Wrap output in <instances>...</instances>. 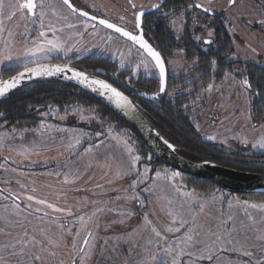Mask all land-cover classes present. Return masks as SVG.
<instances>
[{"label": "rangeland", "instance_id": "obj_1", "mask_svg": "<svg viewBox=\"0 0 264 264\" xmlns=\"http://www.w3.org/2000/svg\"><path fill=\"white\" fill-rule=\"evenodd\" d=\"M154 2L157 0H136L137 4L144 5ZM46 3L56 9L57 17L67 16V23L76 25V28L69 29L65 26V22L61 21L56 24V27L63 28V32L58 31L55 34L62 41H66V48H71L73 45L75 47L67 53L64 51L38 53L36 57L28 59L27 66L44 61L67 63L89 54H101L115 61L118 64V70L124 72L129 70L128 78L139 75L148 76L143 71L133 75L131 63L126 64L123 68L120 67L121 53L127 60L131 61L132 59L127 52V49L132 45L127 43L125 38L114 34V31L106 29L102 25H97L95 31L89 28L83 36H78L76 35L78 31H84L80 23L82 17L71 15L66 6L62 5V0H46ZM73 3L80 9L99 17L109 18L115 23H120L117 17L126 15L125 10L129 9L128 0H73ZM214 3L215 15L218 14L217 16L222 17L233 41V47L226 57L227 60L255 63L264 67V29L255 22L259 18V13L264 12V0H239L238 6L233 9L228 8L227 0H214ZM184 11L174 17L180 16ZM189 12L188 16V13L185 15V19L189 22V28L186 30L203 39L207 38L198 27L193 33L191 20L198 10L193 9ZM57 17H53L50 13L46 17L45 23L47 24L48 20L55 23ZM127 18L128 27L131 29L132 17L128 14ZM4 25L6 29L12 31L13 36L10 38L7 31L0 35V57L4 54L5 42L14 44L12 48L14 57L23 51L25 37L20 33L24 32L25 26L30 33L29 39L34 38L40 30L39 23L34 24L31 19L22 21L17 18L11 22L5 20ZM233 25L234 30L229 31L228 29ZM183 33L175 35L180 36ZM109 35H112L110 41L107 39ZM146 36L151 40L148 34ZM51 37L52 34L49 33V38ZM197 43L202 44L201 42ZM248 45H251V48L256 51L255 53L247 52L251 58L245 60ZM203 48L208 49L209 46L203 45ZM178 51L182 53L181 56L169 57L170 60L177 62L168 64L170 73L173 76L187 74L189 80L195 79L198 75L194 72L197 63H193L194 59H187L184 56V50ZM24 67L23 58L20 61H6L4 65H0V79L7 77L5 75L9 73H16ZM237 68L241 69V65H235L233 69L225 71H233ZM243 74L246 75L247 72H243ZM235 80L239 81L240 77L236 75ZM201 82L203 83V80ZM207 83H213L211 91H206L207 84L199 87L191 86L188 89L191 92L194 90L189 104L193 107L192 123L200 137L215 145L220 152H239L247 155L264 151V148L254 146L256 140L264 135V109L260 115L253 114V104L257 98L247 96L242 86L231 80L225 81L223 78L222 81H216L213 77ZM178 89L175 87L169 89L168 96L176 95L179 92ZM77 106L83 109L86 119H81L80 113L73 111ZM44 113L51 114L43 115ZM41 114L43 116L41 123L51 126L42 132L31 131L38 128L41 123L35 128L28 129L29 131L15 129L16 131L13 132V129H0V135L8 133L5 143L0 145V184L17 194L23 191L25 194H34L39 198L46 199L59 207H71L74 215L68 218H65L64 214L45 209L54 219V223L51 224V232L54 237L60 231L56 227L57 224L79 226V222L75 220V214H84L93 207L91 203L87 202L101 201L108 207H116L117 211L105 212L100 217L98 228L95 219L89 224V228L95 232V254L86 259L83 264H141L142 261H146L147 264H172L174 256L165 254L163 249L174 247L176 253H179L180 240L183 239L185 230L192 225L193 215H195L200 233L195 239L204 242L198 244L200 251L203 250L205 244L211 243L209 240L211 232H217L225 237L230 233L231 242L218 243L214 246L212 261L198 259V251L185 248V254L175 255L177 264H261L264 261V241L259 239L264 234V209L252 207L253 204L264 203V196H242L218 188L211 189L203 184L197 186L185 174L171 167L155 165L151 159H147L151 155L145 152L134 132L115 122V119L103 116L96 106L85 107L77 103V105L62 110L60 106L54 105L49 106ZM65 115L66 119H60ZM110 127H114L115 132L102 137L109 148L106 150L102 146L93 154L82 158L81 154L84 149L89 144L98 142L95 133L106 132ZM125 132L129 134V143L135 153L142 158L136 167L141 173L145 166L151 170L147 173V181L137 184L135 187V192L145 202L143 207L135 200L126 199L132 194V189L129 186L138 177L135 174L118 175V173H128L127 161L129 158L126 151L122 150L121 146L111 139V136ZM79 133H85L87 136L82 138L78 150L69 154L66 143L73 140L74 136ZM212 136L216 138L210 139ZM245 139L247 143L244 142ZM25 150H30L27 156L21 154ZM105 156L108 158L107 162ZM12 169H16V171H12ZM78 170L80 178L76 180ZM165 170L169 173L178 172L180 175L175 178L174 182L164 177H156L157 171L163 173ZM56 173H60V175H56ZM65 174L68 175V183L64 182ZM17 180H19V184H17ZM20 185H25L26 188L22 190ZM97 185L102 188H98ZM143 188H151L153 191L145 193L142 191ZM32 189H35L34 193L31 191ZM177 189L180 191L178 192ZM192 190H195L196 194L194 200L182 196V192ZM3 194L8 196L4 192ZM116 196H120L122 199L116 200ZM168 200L172 201L171 205L168 204ZM246 201L247 203H245ZM189 202L192 214L184 213L187 223L181 227L179 220L173 222L171 217L166 214L165 209L178 208L181 204L187 208ZM11 203V199L0 198V205H10ZM85 203H87V208L83 207ZM200 204H205L203 212H200ZM34 207H36L35 204ZM121 212H131L133 215L122 216ZM145 214L168 237L167 242L161 240L157 246L154 234L145 226ZM121 219L123 223L119 222ZM113 221L116 222L113 223ZM168 227L180 228V231L168 232ZM70 239L71 237L65 236L66 241ZM104 240H108L106 246ZM149 240H152L153 243L148 244ZM244 250L251 251L253 255L245 256ZM70 251V248L64 247L57 249V255L46 259V264H61V257L67 264L68 260L74 258L69 255ZM188 252H192L193 255L189 256ZM152 257H155V260Z\"/></svg>", "mask_w": 264, "mask_h": 264}, {"label": "snow or ice", "instance_id": "obj_2", "mask_svg": "<svg viewBox=\"0 0 264 264\" xmlns=\"http://www.w3.org/2000/svg\"><path fill=\"white\" fill-rule=\"evenodd\" d=\"M168 0H157V2L149 3L147 5L137 4L136 0H128L129 9L125 10L126 15H120L117 19L120 23H115L109 18L98 17L97 15L90 14L89 11L78 8L73 0H62V5L66 6L70 14L73 16L82 17L80 23L84 29L83 32L78 31L76 35L83 36L89 28L95 31L96 24L90 21H96L99 25L104 26L106 29H111L114 34H118L120 37L125 38L126 42L131 44L132 47L127 49L128 56L132 57L131 61L127 60L125 55L121 53L120 55V67H125L126 64L131 63L133 67L131 71L133 75L139 74L143 71L148 76L158 80L159 88L156 93L153 94V99L160 97L161 94L166 93L167 89V77H168V64L177 63L174 60H170L167 55L164 54L163 50L158 49L150 42V38H146L144 31V18L150 12H156L166 23L167 30L173 32L174 38L179 39L176 33H183L189 28V22L185 19L187 12L195 9L198 10L197 14L192 17L191 20V30L195 31L198 27L202 33L206 35V39L201 36L193 35V39L197 42H201L205 47L211 46L214 43V37L216 33V28L213 27L215 24V3L214 0H193L192 3L188 4L185 11L180 14V16L174 17L173 13L176 11L175 7L166 10ZM239 4V0H227V5L229 9L236 8ZM95 6V5H93ZM53 17H57L56 9L46 3V0H0V35L7 31L8 36L11 38L13 33L10 29H6L4 21H14L17 18L22 21H27L29 19L32 22L39 23L38 34L29 39V30L25 26V30L20 35L24 36L23 51L17 55H12V48L14 44L5 42L4 44V54L0 57V65H4L6 61H20L21 58L24 60L25 70L22 72H17L16 75L11 76L9 79H0V97H5L10 91L17 89L23 81L31 80L33 75L35 76H54V75H64L68 80H75L79 85L96 93L98 96L106 99L107 101L115 104V106L124 112L134 111L136 105L132 100L129 99L123 91L118 90L112 82L105 79L97 78V76L89 74L85 71L77 70L72 68L70 65H60L56 64L54 66L48 65H38L37 67H27L28 59L31 57H36L38 53H50L53 51H72L75 47L66 48V41H62L61 38L55 35L58 31L63 32V28H57L56 24L61 21L65 22V26L69 29L76 28L75 24L67 23V16H59L56 18L54 23L52 20H48L45 23L46 17L49 14ZM130 14L131 29L128 27L129 21L127 15ZM252 23V21H249ZM262 29H264V12L259 13V18L255 20ZM229 31L234 30V25L228 29ZM49 33L52 37L49 38ZM71 39V37H69ZM107 39L112 40V35H109ZM78 51V49H77ZM255 49L248 45L246 50L245 60L250 59L247 52L255 53ZM175 54H182L177 51ZM233 55H236L233 53ZM198 59H194L193 63H198ZM34 62V61H33ZM210 63L215 66L217 61L212 59ZM103 71V70H98ZM243 69L237 68L233 71H225L223 78L225 81H234L236 84L242 86L245 94L249 97L255 96L258 98H264V94L260 92L259 89H254L252 83L247 76L243 79L236 81L235 76H243ZM132 77H129V84ZM213 83L208 84L206 91H211L213 88ZM264 87V85H262ZM147 95V93H144ZM187 108V105H183ZM67 113V109L65 110ZM74 112L80 113L81 119H86L83 115V109L78 106L73 109ZM51 113H44L43 115H50ZM60 119H66L65 116H61ZM250 119V116H249ZM51 126L45 125L43 123L36 129H32L33 132H42L46 128ZM197 127H199L197 125ZM58 131H66L65 129H57ZM13 132L16 130L13 129ZM24 131H29L25 129ZM115 132L114 127H110L106 132H96L95 136L97 138V143L89 144L84 152L81 154L82 158L93 154L96 150L100 149L102 146L104 149H108L109 145L105 144L102 137L108 136L110 133ZM87 136L85 133H79L74 136L73 140L66 143V149L69 154H73L75 150H78V146H81V140L83 137ZM8 138V133L0 135V145H3ZM215 136L210 137V139H215ZM111 139L119 144L122 150L126 151L128 156V173H118L120 174H135L138 179L133 181L129 186L132 189V194L127 196L128 200L137 201L142 207L144 206V200L135 192V187L137 184L145 183L148 179L147 173L151 171L147 166L144 167L143 173L136 167L142 160L141 156L135 153L134 148L129 143L128 133H116V135L111 136ZM247 143V140H244ZM167 143V142H165ZM254 146H259L264 148V135L260 136L256 140ZM30 150H25L23 155L27 156ZM107 156H105V161L107 162ZM151 159V157H147ZM207 163V162H205ZM107 166V164H106ZM16 171V169H12ZM51 175V173H49ZM60 175V173H56ZM157 178L164 177L171 181H175V178L180 175L178 172L169 173L165 170L163 173L157 171L155 173ZM80 178L79 170L75 177L76 180ZM64 182L68 183V175L65 174ZM74 182V181H73ZM17 180V184H19ZM21 189H25V185H20ZM98 188L102 186L97 185ZM33 193L35 189L31 190ZM127 192L128 190H124ZM143 192L151 193L153 189L143 188ZM179 192L180 189H177ZM195 190L184 191L182 196L185 198L195 199ZM0 198L3 200H12L10 205H0V264H46V259L55 257L57 255V249L59 248H70V256L74 257L67 261V264H83V262L95 254L94 240L95 232L89 228V224L95 219L96 227H99V219L105 212H115L116 207H108L106 203L101 201H91L93 207L86 211L84 214H75V220L79 222V226L76 224L65 225L63 223L57 224L56 227L60 230L59 234L54 237L51 232V224L54 223L53 217L50 216L49 211L54 213L64 214L65 218L73 217L74 213L71 207H59L55 203H51L46 199L39 198L34 194H25L23 191L19 194L13 193L11 196H5L3 191L0 190ZM116 200H121L120 196L115 197ZM26 201V203H25ZM87 203L83 204V207L87 208ZM247 203V201L245 202ZM34 204L36 207H34ZM168 204L171 205L172 201L168 200ZM23 205V206H22ZM253 208L264 209V203L253 204ZM200 212L205 209V204L199 205ZM166 214L171 217L173 222L179 220L181 227H183L187 221L184 219V213L192 214L191 203L189 202L188 207L185 208L184 204H181L178 208H166ZM122 216H131L133 213L121 212ZM47 218V219H46ZM146 228L154 234L157 246L161 240L167 242L168 237L164 234L162 230L157 228L151 220L148 219V215L145 214L144 217ZM192 225H190L183 234V239L180 240V251L176 253L174 247L164 248L163 251L167 255H173L172 264H177L175 255H183L185 248H192L199 252L198 259H206L212 261L214 259L213 251L214 246L218 243H230V233L227 237L219 235L217 232H211L209 240L211 243L205 244L203 250L200 251L198 244L204 243L203 241H197L196 236H199V226L196 224L195 215L192 217ZM116 221H113L115 223ZM123 223L121 219L119 221ZM226 223V222H224ZM168 232L176 231L179 232L180 228L173 229L172 227L167 228ZM71 237L70 240H65V236ZM119 239V238H117ZM259 239L264 241V234H262ZM153 241L149 240L148 244H152ZM108 244V240H104V245ZM222 250V249H221ZM189 256L193 255L192 252L187 253ZM243 254L245 256L251 257L253 253L249 250H244ZM155 260V257H152ZM61 264H65L63 257H61ZM141 264H147L146 261H142ZM264 264V261L261 262Z\"/></svg>", "mask_w": 264, "mask_h": 264}, {"label": "trees", "instance_id": "obj_3", "mask_svg": "<svg viewBox=\"0 0 264 264\" xmlns=\"http://www.w3.org/2000/svg\"><path fill=\"white\" fill-rule=\"evenodd\" d=\"M192 1L168 0L166 10L175 7L176 11L173 16L178 15ZM217 15H215L216 18L214 19L216 22L213 25L217 30L214 43L208 49H204L203 44L197 43L193 39L192 32L188 30L181 34L179 39H175L173 32L167 30L166 23L156 12H151L145 16L144 28L152 35L154 46L163 50L165 55L168 57L181 56L182 54L177 55L175 53L182 49L187 59L199 58L197 66L194 68V72L198 73L195 79L189 80L187 74L169 77L168 88H179V92L173 97L168 96L169 89L155 99L144 96L142 93L153 94L158 91V80L144 75L131 76L132 79L129 84V78L127 77L129 70H126V72L118 70V64L106 55L89 54L67 63L107 78L131 96L143 114L176 146L177 151L184 157L195 161L211 160L241 170L264 173V151L247 155L239 152H220L215 145L200 137L192 123L193 107L189 104V101L194 94V90L192 92L189 91V87L204 85L215 75L219 78L223 71L231 70L235 65L240 64L242 67V64H244L242 67L243 72H247L251 77L249 80L254 88L259 89L264 94V87H262L264 85V67L255 63L227 60L226 57L233 47V41L222 17ZM212 59L217 61L215 66L210 63ZM9 74L12 75L11 73ZM8 75L5 76L8 77ZM4 78L6 77L1 79ZM201 80H203V83H200ZM256 98L257 101L255 100L253 104V114L260 115L264 109V98ZM77 103L85 107L96 106L103 116L113 118L115 122L123 127H128L141 142L145 152L151 155V161L155 165L169 167L162 161L155 159L154 154L138 132L119 114L90 92L69 81L53 78L38 79L21 86L3 97L0 100V129L22 130L35 128L43 119L41 113L48 109L49 106L58 105L63 110L66 107L70 108L77 105ZM183 105L188 107L185 108ZM185 176L197 186L203 184L211 189L224 190L206 179L187 174ZM228 192L241 194L242 196H264V192Z\"/></svg>", "mask_w": 264, "mask_h": 264}, {"label": "water", "instance_id": "obj_4", "mask_svg": "<svg viewBox=\"0 0 264 264\" xmlns=\"http://www.w3.org/2000/svg\"><path fill=\"white\" fill-rule=\"evenodd\" d=\"M56 64L65 65L68 63L56 62V61H44V62L28 65L27 67L32 68V67H37L38 65L54 66ZM68 65H70L72 68H75L77 70L85 71L89 74L95 75L97 76V78L108 80L107 78H104L95 73L88 72L84 69L73 66L71 64ZM24 70L25 67L17 72H22ZM16 73L4 78V80H7L11 76L16 75ZM46 78L60 79V80L72 82L78 85L79 87H81L82 89L96 96L101 102H103L106 106H108L114 112L119 114L128 124H130L138 132V134L141 136V138L144 140V142L148 145V147L154 154L155 159L162 161L163 163L167 164L169 167L183 174L206 179L226 191H237V192H246V193L264 192V173L262 172L241 170L231 166L222 165L220 163L211 160L195 161L181 155L177 151L176 146L172 142H170L153 124V122H151L143 114V112L139 109V107L135 103L134 99L128 94H126L113 82L112 83L114 84V86L118 90L123 91L125 95H127L129 99L132 100L133 103L136 105V109L134 111H129L127 113L124 112L123 110L117 108L115 104L98 96L96 93H93L90 90L84 88L82 85H79L75 80L66 79L64 75H54V76L33 75L31 80L23 81L18 88L34 80L46 79ZM108 81L111 82L110 80ZM167 83H168V77H167ZM12 91H10L9 93H11ZM142 94L144 95V93ZM153 94H147L144 96L148 98H153ZM2 98L3 97H0V100Z\"/></svg>", "mask_w": 264, "mask_h": 264}, {"label": "flooded vegetation", "instance_id": "obj_5", "mask_svg": "<svg viewBox=\"0 0 264 264\" xmlns=\"http://www.w3.org/2000/svg\"><path fill=\"white\" fill-rule=\"evenodd\" d=\"M193 2V1H192ZM154 12V11H153ZM151 13V12H150ZM188 14H187V16L190 14V12H187ZM91 14V13H90ZM92 15H94V14H92ZM98 16V15H97ZM99 17V16H98ZM94 24H96V25H99L98 24V22H96V21H92ZM113 31V30H112ZM144 31H145V34H148L150 37H151V40H150V42L151 43H153V38H152V35L148 32V30L146 29V28H144ZM148 36H146V38H147ZM206 39V38H205ZM60 62V61H59ZM66 63V62H65ZM69 64V63H68ZM197 66V65H196ZM195 66V67H196ZM236 66H239V65H236ZM194 67V68H195ZM167 68H168V79H169V77L170 76H172V74L170 73V69H169V66L167 65ZM241 69H242V67H241ZM223 74L221 75V77H217V75H215V77H214V79H216V81H222V79H223ZM239 77H240V80L241 79H243V76H247L248 78H251L248 74H246V75H244L243 74V76H241V75H238ZM213 79V78H212ZM251 82V81H250ZM207 85L209 84V83H206ZM205 85V84H204ZM252 86H253V84H252ZM253 88H254V86H253ZM167 89H168V83H167ZM166 89V90H167ZM255 89V88H254ZM0 190H2L5 194H7L8 196H11V194H13L14 192L13 191H10L8 188H6V187H4L2 184H0Z\"/></svg>", "mask_w": 264, "mask_h": 264}]
</instances>
